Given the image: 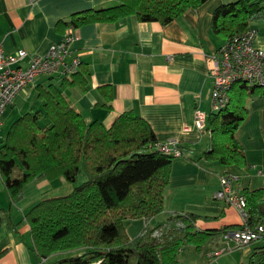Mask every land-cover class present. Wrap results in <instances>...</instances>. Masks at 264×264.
<instances>
[{"label":"crops","instance_id":"1","mask_svg":"<svg viewBox=\"0 0 264 264\" xmlns=\"http://www.w3.org/2000/svg\"><path fill=\"white\" fill-rule=\"evenodd\" d=\"M229 2L232 0H207L167 24L141 22L128 15L114 22L66 28L59 22L84 10L113 7L118 1L0 0V43L7 53L24 50L33 55L70 36L73 54L89 72L84 88L76 85L60 90L72 110L86 123L96 120L105 128L130 111L150 125L159 143L177 141L186 145V156L171 162L163 213L201 216L196 222L200 230L239 226L236 209L215 199L214 193L219 189V177L226 172L236 177V192L261 190L264 198V88L261 94L246 97L247 114L235 132L246 165L223 167L216 161L200 159L209 149V134L193 126L195 109L207 116L211 113L212 79L207 75V59L217 54L225 40L211 33L210 24L214 9ZM251 25L257 30L254 46L264 51V21ZM80 72L83 74L82 69ZM59 81L39 78L34 86L20 92L6 109L1 128L27 111L42 109V102L36 99L37 87L50 83L59 87ZM32 93L34 101L28 102ZM33 104L37 106L33 108ZM46 122L42 120L41 124ZM73 186L63 178H35L13 205L16 219L20 217L18 212H26L41 199L65 195ZM9 204L0 182V208L7 209ZM153 221L148 223L152 225ZM145 224L141 218L126 221L128 237H135ZM18 231L19 236L12 233L2 217L0 264H48L54 258L39 261L33 256L25 221L20 222ZM222 247L224 251L220 252ZM178 259V264H264V240L236 246L217 238L204 246L202 254L192 246L184 247Z\"/></svg>","mask_w":264,"mask_h":264},{"label":"trees","instance_id":"2","mask_svg":"<svg viewBox=\"0 0 264 264\" xmlns=\"http://www.w3.org/2000/svg\"><path fill=\"white\" fill-rule=\"evenodd\" d=\"M117 1L113 7L84 10L59 24L76 28L128 15L141 22L167 24L207 0ZM260 20L264 21V0H234L214 9L210 29L226 41ZM53 78L60 80L59 87L50 83L36 89L42 109L27 111L12 121L0 144V182L10 202L7 209L0 208V220L4 217L16 236L20 222L28 224V247L35 258L54 257L48 264H178L185 246L202 254L206 244L237 227L200 230L196 222L203 217L186 212L150 225L148 221L163 211L175 157L157 149L161 143L150 125L130 111L105 128L96 120L86 123L72 110L60 90L76 85L84 88L89 72L81 63L70 78ZM262 90L248 82L231 85L227 105L207 116L204 133L209 134L211 147L200 159L223 167L246 165L235 132L247 114L246 97ZM177 148L186 156V145L178 142ZM81 168L85 178L69 193L41 199L26 212H18L16 219L13 205L35 178H63L73 184ZM240 195L250 224H264L262 191L243 190ZM139 218L146 224L136 237L129 238L125 222Z\"/></svg>","mask_w":264,"mask_h":264},{"label":"built area","instance_id":"3","mask_svg":"<svg viewBox=\"0 0 264 264\" xmlns=\"http://www.w3.org/2000/svg\"><path fill=\"white\" fill-rule=\"evenodd\" d=\"M256 35V28L249 25L243 32L226 40L217 54L207 59V75L212 79L211 112L227 105L228 91L233 83L248 82L264 88V51L254 46ZM79 66L80 59L73 54L71 37L67 35L49 45L42 54L28 55L24 50L7 53L0 43V128L6 109L20 92L34 86L39 78H70ZM206 120V113L198 108L194 110L195 128L204 131ZM177 145V141H169L159 144L157 149L168 156L180 157ZM218 182L215 199L233 206L240 217L239 226L224 233L221 239L236 246L264 240V224H250L245 199L233 187L236 177L222 173ZM223 251L222 247L220 252Z\"/></svg>","mask_w":264,"mask_h":264},{"label":"rangeland","instance_id":"4","mask_svg":"<svg viewBox=\"0 0 264 264\" xmlns=\"http://www.w3.org/2000/svg\"><path fill=\"white\" fill-rule=\"evenodd\" d=\"M232 1H234V0H232ZM32 101H34V93H32L30 96H29V98H28V102H32ZM31 106H33V108H35L37 105H35V104H33V105H31ZM37 109V108H36ZM35 109V110H36ZM9 125H10V123H8V122H5V124H4V126L2 127V128H0L1 130V132H0V139H2L3 138V134H5V132H6V130H7V128L9 127ZM84 178H85V174H84V170L81 168L80 169V173L77 175V178H76V182L74 183V184H79V183H81L83 180H84ZM170 215H165L164 213H163V211H162V213H160L158 216H156V217H154L153 219H154V221H153V223H152V225H157V224H162V223H166L167 222V218L169 217ZM139 234V233H138ZM137 234V235H138ZM136 235V236H137ZM135 236V237H136ZM134 238V237H133ZM186 248H188L189 246H185ZM83 251L82 250H80V251H77V252H74L73 251V253H71V252H67V253H64V255H62L61 257H65V256H70V254H74V253H82ZM60 258V257H59Z\"/></svg>","mask_w":264,"mask_h":264},{"label":"water","instance_id":"5","mask_svg":"<svg viewBox=\"0 0 264 264\" xmlns=\"http://www.w3.org/2000/svg\"><path fill=\"white\" fill-rule=\"evenodd\" d=\"M210 147H211V144H209V149H210ZM209 149H208V150H209Z\"/></svg>","mask_w":264,"mask_h":264}]
</instances>
